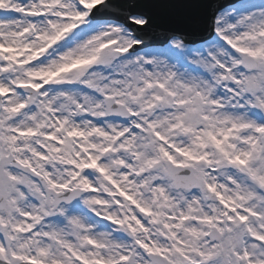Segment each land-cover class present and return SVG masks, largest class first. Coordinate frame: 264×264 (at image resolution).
I'll use <instances>...</instances> for the list:
<instances>
[{
    "label": "snow or ice",
    "instance_id": "6c2138e0",
    "mask_svg": "<svg viewBox=\"0 0 264 264\" xmlns=\"http://www.w3.org/2000/svg\"><path fill=\"white\" fill-rule=\"evenodd\" d=\"M0 264H264V0H0Z\"/></svg>",
    "mask_w": 264,
    "mask_h": 264
}]
</instances>
